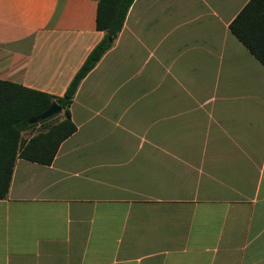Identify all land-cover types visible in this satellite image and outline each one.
<instances>
[{"label":"crops","instance_id":"crops-1","mask_svg":"<svg viewBox=\"0 0 264 264\" xmlns=\"http://www.w3.org/2000/svg\"><path fill=\"white\" fill-rule=\"evenodd\" d=\"M249 2L134 1L76 132L50 165L17 159L0 264H264V65L230 30ZM98 3L0 0V81L63 97Z\"/></svg>","mask_w":264,"mask_h":264},{"label":"trees","instance_id":"trees-1","mask_svg":"<svg viewBox=\"0 0 264 264\" xmlns=\"http://www.w3.org/2000/svg\"><path fill=\"white\" fill-rule=\"evenodd\" d=\"M134 1L99 0L97 29L104 32L105 37L90 53L63 97H53L19 84L0 81V200L8 195L18 158L50 165L62 142L76 132L70 108L78 88L114 46ZM230 30L264 65V0H250L231 23ZM53 102L62 108L64 120L59 121V114L31 124V120ZM37 127H40L39 132L29 141L24 140L23 133Z\"/></svg>","mask_w":264,"mask_h":264},{"label":"water","instance_id":"water-1","mask_svg":"<svg viewBox=\"0 0 264 264\" xmlns=\"http://www.w3.org/2000/svg\"><path fill=\"white\" fill-rule=\"evenodd\" d=\"M62 108L57 102H53L52 105L45 110L43 113L35 117L33 120H31V124L40 123L42 121H45L47 119H50L56 115H59L62 113Z\"/></svg>","mask_w":264,"mask_h":264},{"label":"rangeland","instance_id":"rangeland-1","mask_svg":"<svg viewBox=\"0 0 264 264\" xmlns=\"http://www.w3.org/2000/svg\"><path fill=\"white\" fill-rule=\"evenodd\" d=\"M29 135V133H25L24 134V139Z\"/></svg>","mask_w":264,"mask_h":264}]
</instances>
